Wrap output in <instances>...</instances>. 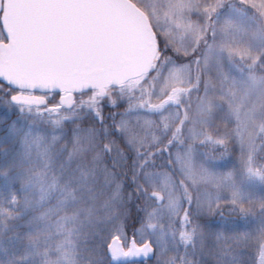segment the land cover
Listing matches in <instances>:
<instances>
[{
    "label": "snow or ice",
    "instance_id": "obj_1",
    "mask_svg": "<svg viewBox=\"0 0 264 264\" xmlns=\"http://www.w3.org/2000/svg\"><path fill=\"white\" fill-rule=\"evenodd\" d=\"M0 264H264V0H0Z\"/></svg>",
    "mask_w": 264,
    "mask_h": 264
}]
</instances>
